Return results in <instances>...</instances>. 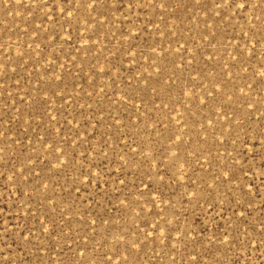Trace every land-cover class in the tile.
I'll return each mask as SVG.
<instances>
[{
	"label": "rangeland",
	"instance_id": "obj_1",
	"mask_svg": "<svg viewBox=\"0 0 264 264\" xmlns=\"http://www.w3.org/2000/svg\"><path fill=\"white\" fill-rule=\"evenodd\" d=\"M0 264H264V0H0Z\"/></svg>",
	"mask_w": 264,
	"mask_h": 264
}]
</instances>
